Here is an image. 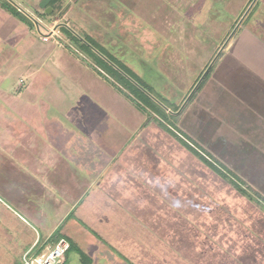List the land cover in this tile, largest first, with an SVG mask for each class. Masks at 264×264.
<instances>
[{
    "label": "crops",
    "instance_id": "crops-1",
    "mask_svg": "<svg viewBox=\"0 0 264 264\" xmlns=\"http://www.w3.org/2000/svg\"><path fill=\"white\" fill-rule=\"evenodd\" d=\"M2 1L0 148L27 174V188L40 191L39 203L56 211L44 219L54 224L44 226L31 252L65 239L73 248L63 264L72 254L76 264L86 258L89 264H264V210L158 123L146 126L148 115L128 90L64 29L73 24L83 31L159 96L152 80L163 74L176 84L171 69L178 59L162 61L161 52L146 57L136 39V45L125 37L109 44L113 28L98 15L92 20L104 34L95 39L65 0L58 20L40 23L43 32ZM130 3L113 7L118 24L124 11L139 13L140 2ZM145 9L140 13L152 14L150 28L160 27L162 8ZM216 69L206 91L176 115L178 126L264 198V38L240 39ZM183 87L185 95L189 85Z\"/></svg>",
    "mask_w": 264,
    "mask_h": 264
},
{
    "label": "rangeland",
    "instance_id": "rangeland-1",
    "mask_svg": "<svg viewBox=\"0 0 264 264\" xmlns=\"http://www.w3.org/2000/svg\"><path fill=\"white\" fill-rule=\"evenodd\" d=\"M13 1L21 9L27 11L32 17L37 19L42 26L43 24L50 25L55 22L58 20L57 16L61 14H58V12L55 15L46 13V10L40 7L42 0ZM129 1L131 2L130 5L133 6L134 0ZM136 1L140 2L141 7H139V13H134L133 10H130L129 13L124 11L123 24H118L119 21L121 22L120 16L117 15L116 10H113V7L118 5V0H65L64 4L72 7L73 17L79 15L80 18L82 17L81 20L86 22V25L92 26V33L96 36L95 39L97 40L100 34H104L103 29L95 26L96 23L92 20V18L96 19L95 17L98 15V18L102 19L103 24L107 25L108 23L109 28H113L108 36L109 44L125 37L123 39L127 45H136V39L142 45L141 48L143 47L145 50L143 54L146 57H154L157 53L161 52L162 61H165L167 57H171L172 60L178 59L177 67L175 66L171 69L174 73L176 68V77L173 80L177 85L169 82L167 79L164 80V75L161 73V75L158 74L160 77H157L156 80L150 79L153 81V85L162 93L160 96L162 98L164 97L163 99L169 105H171V102L174 104L172 105L174 108H181L193 90L190 88L195 87L197 78L201 76L202 72L217 56L254 0ZM143 5L146 6L145 11H150L153 6L156 9L162 8L160 27L155 29L150 28L151 26L154 27V21H148V18L152 14L140 13L142 12ZM169 21H171L172 25L171 30L167 27ZM120 25H125L128 29H121ZM34 26L36 28L35 23ZM119 28L122 31L117 30ZM40 30L42 31V28ZM68 30L80 41L83 43L86 42L85 44L93 52L96 54L100 52L92 44L87 42L86 39L90 37L86 36L83 31H74L73 24L69 26ZM238 30L239 33L236 32L234 34L227 47L213 65L212 68H214V71L217 70L218 64L226 54H232L234 52L236 43L240 39L249 38L251 35L264 38V0L257 1ZM44 33L47 35L45 31ZM91 42L93 44L95 43L94 41ZM169 44L170 47L168 46ZM95 46L98 45L96 44ZM241 49L243 50V47ZM126 51L131 53L130 49H126ZM144 55L143 57H145ZM160 64L162 66V63ZM191 74L193 77H191ZM217 80L221 81V77H214V82H217ZM207 82L209 83V81ZM208 83L202 89L204 92L206 91L205 88L208 87ZM187 85H189V90L191 91H187L189 93L186 97L187 93L183 95L178 87L184 86L183 88H187ZM233 85V83L230 84L229 88H232ZM209 90L208 88V93H210ZM235 94L239 95V98L244 96L239 91ZM244 103L248 104L250 102L245 101ZM232 106L238 109L239 103L237 100L232 101ZM243 113H245V110L237 114L239 119ZM234 119L235 115L231 116L229 120L234 121ZM18 169L21 168H18L9 154L0 148V264H25V257L29 253V257L34 255L38 256L41 253L48 254L46 250L49 246L48 244V246H43L36 253L31 252V250L35 247L36 237L44 234V226L51 227L54 224L53 220L47 222L44 219H47L48 215L51 216L52 213L56 214V211L54 212V205L49 206L48 204L42 205L39 203L40 198L43 199V196L41 194L39 195L40 191L38 189H28L26 182L27 174L23 170L20 171ZM50 244L52 245L53 243ZM76 258L78 259L75 254H72L69 264H76ZM64 259L61 258L60 260L62 262L56 264H63Z\"/></svg>",
    "mask_w": 264,
    "mask_h": 264
},
{
    "label": "trees",
    "instance_id": "trees-1",
    "mask_svg": "<svg viewBox=\"0 0 264 264\" xmlns=\"http://www.w3.org/2000/svg\"><path fill=\"white\" fill-rule=\"evenodd\" d=\"M61 2L62 0H51V2L49 3V6L53 9L52 15H55ZM1 5L3 8L9 9L10 11H12L14 15L23 19V21L29 22L32 24V22L27 17H25L21 12H19L16 8H14L7 1L3 0L1 2ZM64 32L67 34V36L72 41L78 43L81 49L85 51L88 55H90L102 70H104L109 75H111L113 78H115L119 83H121V85L124 86L125 89L128 90L130 98L139 106L140 109H142L148 115L146 126H148L152 122L158 123L164 130H166L173 137H175L182 145H184L194 155L200 158L214 172L219 174L223 179L229 182L235 189H237L244 196L249 198L251 201H253L261 209L264 210V198L259 193L255 192L237 174H235L232 170H230L225 165H223L215 157L211 156L210 153H208L201 145H199L194 139H192L182 129H180L178 126L179 117L168 113L167 110H165L161 105H159L149 95H147L145 91H147L149 94H151L159 102H161L164 106H166L173 112H177L180 109V107H175V108L170 107L168 103L163 98H161L154 91L152 87L144 83L140 78L136 77L129 68H127L125 65L117 61L114 57L109 55L102 48H100L99 46H95L96 44L95 43L93 44V42H91L93 40H91L90 38L86 39L87 42L92 44L97 50H99L100 53H102V55L105 56L109 60V62L111 61L113 64H115L123 72V74L120 73L118 70H116L112 65H110L109 62H107L102 57H100L98 54L93 52L92 49L88 45L80 41L69 30L64 29ZM237 32L239 33V30H237ZM205 70L202 72V74L205 72ZM213 73H214V68H211V70L209 71V73L207 74V76L205 77V79L203 80V82L201 83L197 91L195 92V94L190 99V103L202 91L203 87L206 85L207 81L211 78ZM126 75L129 76L133 81H135L139 86H141L145 91H143L140 87H138L130 79L126 78ZM201 76H199V78L195 82V85L199 81ZM69 244H70V249L68 250V252L71 251L73 248L72 244L71 243ZM88 261L89 259L86 258L85 263L83 264H89Z\"/></svg>",
    "mask_w": 264,
    "mask_h": 264
},
{
    "label": "water",
    "instance_id": "water-1",
    "mask_svg": "<svg viewBox=\"0 0 264 264\" xmlns=\"http://www.w3.org/2000/svg\"><path fill=\"white\" fill-rule=\"evenodd\" d=\"M9 3H11L12 5H14L16 8H18L21 12H23L27 17H29L35 24L37 29L40 31V27L41 24L40 22L35 19L34 17H32L29 13H27L25 10L21 9L20 6L18 4H16L13 0H7ZM258 0H254L251 4V6L249 7V9L247 10V12L245 13V15L243 16V18L241 19V21L238 23V25L236 26V28L234 29L233 33L230 35V37L227 39L226 43L222 46V48L220 49V51L218 52L217 56L213 59V61L211 62V64L207 67L206 71L204 72V74L201 76V78L199 79V81L197 82V84L195 85V87L193 88L192 92L189 94V96L187 97V99L185 100L183 106L180 108V110L176 113L170 111L166 106H164L161 102H159L155 97H153L151 94H149L147 91H145L141 86H139L135 81H133L131 78H129L133 83H135L138 87H140L143 91L146 92L147 95H149L155 102H157L159 105H161L165 110H167L168 112H170L171 114H175L178 115L180 114L183 109L185 108V106L188 104V102L190 101V99L192 98V96L195 94V92L197 91V89L199 88V86L201 85V83L203 82V80L205 79V77L207 76V74L209 73V71L211 70V68L213 67V65L215 64V62L217 61V59L219 58V56L221 55V53L223 52V50L227 47V45L229 44V41L231 40V38L234 36V34L237 32V30L239 29L240 25L242 24V22L245 20V18L247 17V15L249 14V12L251 11V9L254 7V5L256 4ZM51 2V0H42L40 7L42 9H46V13H51L52 12V8L47 7L49 5V3ZM58 27H55V30ZM86 43V42H85ZM97 52V51H96ZM98 55H100L102 58H104L106 61L109 62V60H107L103 55H101L99 52H97ZM110 64H112L111 62H109ZM113 65V64H112ZM116 69H118L115 65H113ZM119 70V69H118ZM120 71V70H119ZM121 73H123L122 71H120Z\"/></svg>",
    "mask_w": 264,
    "mask_h": 264
},
{
    "label": "built area",
    "instance_id": "built-area-1",
    "mask_svg": "<svg viewBox=\"0 0 264 264\" xmlns=\"http://www.w3.org/2000/svg\"><path fill=\"white\" fill-rule=\"evenodd\" d=\"M44 41H48L47 36H43ZM49 245V246H48ZM46 250L48 254L41 253L38 256L25 257V264H56L61 263V258L64 259L66 253L70 249V244L65 239H61L55 243L48 244ZM37 255V254H36Z\"/></svg>",
    "mask_w": 264,
    "mask_h": 264
}]
</instances>
